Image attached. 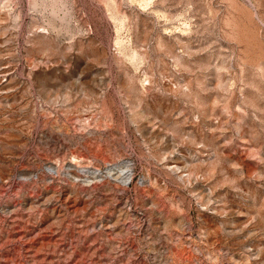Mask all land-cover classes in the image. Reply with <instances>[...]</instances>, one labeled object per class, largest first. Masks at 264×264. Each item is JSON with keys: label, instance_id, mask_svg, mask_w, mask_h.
<instances>
[{"label": "rangeland", "instance_id": "obj_1", "mask_svg": "<svg viewBox=\"0 0 264 264\" xmlns=\"http://www.w3.org/2000/svg\"><path fill=\"white\" fill-rule=\"evenodd\" d=\"M0 264H264V0H0Z\"/></svg>", "mask_w": 264, "mask_h": 264}]
</instances>
